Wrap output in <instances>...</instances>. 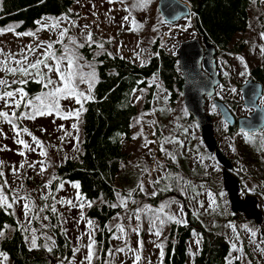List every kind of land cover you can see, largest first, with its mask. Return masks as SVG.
I'll return each mask as SVG.
<instances>
[{
  "label": "rangeland",
  "instance_id": "rangeland-1",
  "mask_svg": "<svg viewBox=\"0 0 264 264\" xmlns=\"http://www.w3.org/2000/svg\"><path fill=\"white\" fill-rule=\"evenodd\" d=\"M179 1L189 6L183 0ZM69 10L71 16L68 17L60 15L41 19L34 31L17 32L16 25L4 28H13L14 31L0 35V50H2L0 62L6 60L8 67H17L15 61H23L25 56H27L25 64L42 59V54L46 51L43 45L47 43H53L52 50L57 55H61L63 46L55 41L61 31L67 30L64 44L73 48L80 57L77 61L79 71L86 77L90 73H95L94 79L86 78L77 85L79 92L92 97L97 78V64L94 61L96 55L107 52L125 57L136 65H144L153 55L151 49L156 40H160V44L167 51L176 53L180 43L198 39L191 27V15L170 25L162 20L158 11V0H147L144 6H140L138 0H115L113 3H109L108 0H72ZM53 25L58 26L53 27ZM29 32L34 35H24ZM88 33L92 34V42L87 41ZM69 38L76 39L78 44L84 46L75 48L68 43ZM239 41L246 43L244 52L223 55L218 62V73L222 77V82L216 92L219 98L237 101L240 105L236 109L237 115L243 116L246 113L242 109L239 89L246 80L250 79V69L264 62V0H254L249 7V26L245 33L236 37L235 43ZM85 45L91 46L94 52L93 58L88 59L84 55L82 49ZM29 46L33 51H29ZM4 67L5 65L0 63V79L10 84L7 90L22 88L19 83L21 80L27 81L32 78L42 83L41 91L33 97L26 94L18 109L6 107L5 101H0V111L8 112L17 126L14 130L11 124L0 118V172L3 173V176H0V188L7 202L12 205L10 209L18 225L27 232L28 247L33 248V239L36 240V246L40 239L46 248L53 247L52 227L57 223L72 247V256L67 264H88L86 256L90 243L89 233L92 234L91 239L95 241L92 264H137L136 255L141 257L138 264H163L160 252L165 250L170 225L185 223L180 198L182 197L205 228L218 229L226 236L230 244L229 261L238 260L242 264H249L242 244V240H245L258 259V264H264V174L260 172V166L247 165L240 154V143L223 131V128L220 127V133L216 129L214 135L216 134L219 149L227 158L234 161L233 166L236 171L244 173L243 177H238L244 185L239 186V204L235 213L231 211L228 194L223 187V169L211 155L207 161L208 166L203 168L205 174L197 178H189L183 173L177 157L181 153H186L188 142L182 138L181 133L187 130L189 137L193 134L201 141L200 132L194 121L197 134L193 130V124L186 122L182 97L176 109L172 111L171 124L161 132L156 130L161 117L155 98L158 97L162 102L167 99L166 93L161 90L160 83L156 79L150 80L151 84H155L156 89L148 108L145 106L147 87L138 89L133 94L132 103L137 112L131 120L130 139L123 143L126 159L120 164L114 183L117 189L115 204L121 207V211L107 223V230L113 231V237L110 240V250L101 256L96 245L98 230L96 221L87 215L93 203L81 200L78 188L73 186L76 183L57 184L54 192L51 188L55 178V168L67 159H77L80 154V123L84 104L88 100L82 99L83 107H81L75 98H61L58 101L59 115L53 111L51 115H37L34 119L22 118L25 113L32 112L31 106H24L27 101L32 100L34 104H39L35 98L45 95L54 86L45 88V81L41 76L35 75V70H32L33 75L25 77L19 72L13 75L4 71ZM62 67L66 68V62ZM41 72L58 82L59 78L54 73H48L42 65ZM3 90L0 88V91ZM24 92L26 93L25 90ZM260 104L264 106V99ZM205 109L207 115L211 116L213 125L216 126L221 120L220 117L213 114L212 105H207ZM77 111L80 112L79 119H76L75 115L67 119L62 118ZM13 112L16 113L15 117H11ZM73 125L76 127L74 128ZM25 128L31 135L22 131ZM17 131H20L19 137L16 135ZM32 136L41 142L43 148L35 144ZM17 139H23L30 147L23 148L17 143ZM257 139L260 142L257 148L262 151L261 155L256 156L263 164L264 132L260 133ZM41 151H45L47 155L42 156ZM20 152H24V155L21 156ZM199 152L203 156L207 154L204 145L199 147ZM167 158L172 161H166ZM187 160L191 169L197 162V156L190 154ZM172 165L181 172H170ZM42 168L45 170L41 171ZM167 173L171 181L174 179L176 192L168 199L156 200L153 203L148 198L156 197L161 187L160 179ZM170 180L164 185L170 186ZM156 181L159 182L155 183ZM68 201L72 203L68 204ZM25 204L29 205L27 212ZM53 208L55 212L52 211ZM232 214L248 221L237 223L231 219ZM89 221L92 222L91 227ZM120 228H123L122 232ZM156 232L160 235L157 236ZM199 246L198 237L193 236L188 244L185 264L193 263ZM121 248L124 251H117ZM0 254H2L0 264H11L5 254L1 252ZM5 256L7 259L4 258ZM52 264L60 263L53 261Z\"/></svg>",
  "mask_w": 264,
  "mask_h": 264
},
{
  "label": "trees",
  "instance_id": "trees-1",
  "mask_svg": "<svg viewBox=\"0 0 264 264\" xmlns=\"http://www.w3.org/2000/svg\"><path fill=\"white\" fill-rule=\"evenodd\" d=\"M183 1L190 6L191 27L198 38L205 39L222 54L244 52L246 43L243 41L235 43V39L247 31L249 7L254 0ZM71 5L72 0H1L0 29L16 25L17 32L34 31L37 29L38 22L45 17L71 16L69 10ZM151 50L153 55L144 65H136L125 57L107 52L96 55L94 60L97 64L96 83L92 90V97L84 104L80 123V154L77 159L65 160L54 171L55 178L51 185L53 192L57 184L76 183L79 185L78 195L81 200L93 203L87 215L96 221L98 227L96 245L101 256L110 250V240L113 237V231L107 230V223L121 211V207L115 204L117 189L114 183L120 164L126 159L123 143L130 139L131 120L137 112L132 103L134 92L147 87L145 106L148 108L156 89L155 84H151L150 80L159 81L161 90L167 95L164 102L158 97L155 98L161 117L156 128L159 132L171 124L170 116L181 98L182 77L176 54L162 47L160 40L154 42ZM82 51L88 59L94 57L91 46L85 45ZM249 74L250 77L264 84V62L251 68ZM37 81L28 79L26 83L20 84V87L29 97H33L42 89V83ZM219 99L228 106L231 105L228 100ZM235 104L237 103L233 105ZM230 107L233 110V107ZM213 110L215 111L214 107ZM184 116H186V122L193 124V130L197 134V128L186 110ZM216 124L215 130L217 129L220 133L221 127L224 131L225 126L221 120ZM232 130L229 128L225 132L233 136ZM181 135L188 144L186 153H181L180 157H177L180 168L189 178L200 177L205 174L203 168L208 166L209 154L205 153V157L199 152V147L203 145L195 135L192 134L189 137L187 130ZM236 140L240 143L243 161L247 165L260 166V172L264 174V162L262 164L256 156L261 155L262 151L257 148L260 144L259 140L255 138L246 142L239 136ZM220 152L225 156L222 150ZM190 154L197 156V162L191 169L188 167L187 160ZM169 160L170 158L166 159L168 162ZM169 171L181 172L173 165ZM168 175L169 173L160 179L161 187L156 197L148 198L153 203L156 200L168 199L176 192L174 179L171 181ZM168 180H170V186H165L164 183ZM180 198L185 223L170 225L163 264H185L188 257V244L193 236L198 237L200 246L192 264H242L238 260H228L230 244L226 236L218 229L205 228L193 215L185 199ZM241 218L234 214L231 217L237 223L248 221ZM0 233H3L0 235L2 236L0 252L8 257L11 264H52L53 261L67 264L72 256L70 241L57 223L52 227L53 247L46 248L40 239L36 247H28L27 232L18 225L12 210L5 205H0ZM242 244L249 264H258V259L245 240H242Z\"/></svg>",
  "mask_w": 264,
  "mask_h": 264
},
{
  "label": "water",
  "instance_id": "water-1",
  "mask_svg": "<svg viewBox=\"0 0 264 264\" xmlns=\"http://www.w3.org/2000/svg\"><path fill=\"white\" fill-rule=\"evenodd\" d=\"M158 11L162 20L170 25L192 14L190 7L179 0H158ZM216 52L217 49L205 39L203 42L199 39L184 41L178 46L176 57L182 77L180 95L186 112L198 127L207 153L213 154L223 169V187L228 194L231 211L235 213L239 196L237 183L230 174L231 162L217 148L212 119L205 110L206 99L215 96L216 88L221 82L217 73ZM241 94L243 106L253 110L248 117L235 120L223 102L214 100L213 104L219 111L221 119L229 126L237 123L238 129L244 132L261 131L264 128V107H260L258 101L262 96V85L248 80L242 85Z\"/></svg>",
  "mask_w": 264,
  "mask_h": 264
},
{
  "label": "snow or ice",
  "instance_id": "snow-or-ice-1",
  "mask_svg": "<svg viewBox=\"0 0 264 264\" xmlns=\"http://www.w3.org/2000/svg\"><path fill=\"white\" fill-rule=\"evenodd\" d=\"M109 3L115 2V0H108ZM140 6H144L147 3V0H138ZM125 19H128L125 17ZM39 23V22H38ZM135 23V22H133ZM58 25H53V27H56ZM87 27V25H85ZM8 31H14L13 28H8V29H0V35L4 34L5 32ZM17 35H21L20 33H16ZM24 35H34V33H24ZM67 35V30L61 31L59 38L55 41V43H59L63 46V51L61 55H57L55 51L52 49L54 48L53 43H47L46 45H43L46 49L45 53H43V58L42 59H37L34 62L27 63L25 64V61L27 60V56L24 57V60H16L15 64L17 67H8L7 66V61H2L0 63H3L5 67L3 68L4 71H7L13 75H15L17 72H19L22 76H30L33 75V71L35 70V75L41 76L42 79L45 81L44 82V87L49 88V86H54L52 89L47 92L43 96H38L35 99L39 101V104H34L32 100H28L27 103L24 105L25 107L31 106L32 112L31 113H25L22 118H31L34 119L37 115H51L53 111H56V113L59 115V99L61 98H75L76 102L78 104H81V100H88L91 97L86 96L84 93L79 92L77 85L78 83H82L85 81V79H94L95 73H90L86 77L83 72L79 71V65L77 61L80 59V57L77 55V53L73 50V48L68 47V45L64 44V37ZM92 34L88 33L87 34V41L92 42ZM68 43L75 48L83 47V44H78L76 39L74 38H69ZM37 47H41V45H37ZM102 47V45H101ZM29 51H33L31 49V46H29ZM0 54H2V50H0ZM51 61V63H50ZM66 62V68L62 67ZM41 65L43 66L44 69H47L48 73H54L59 79L58 82L54 81L50 76H46V74H43L41 72ZM41 82V81H37ZM15 83V81H14ZM19 83L24 84L26 83L25 80L19 81ZM58 85V86H57ZM10 87V84L5 81L0 79V88H3V91H0V101H5V106L6 107H15V108H20L21 103L24 100L26 93L24 92L23 88L15 89V90H7ZM92 84H89V88L91 89ZM17 95H19V99H17ZM81 107L83 105L81 104ZM75 115L76 119H79L80 112L77 111L74 114L69 113L66 116H62V118L67 119L70 116ZM16 113L13 112L11 114V117H15ZM0 118H3L6 122L12 125V128L15 130L16 129V124L14 123V120L10 118V115L6 111H0ZM75 128L76 125H73ZM24 133H28V130L25 128L22 130ZM31 135V133H28ZM17 137L20 136V131L16 132ZM32 140L35 142V144L38 147L43 148V145L41 142L35 137L32 136ZM17 143L22 145L23 148L28 149L30 146L28 143H26L23 139H17ZM162 151L164 150L163 148L161 149ZM21 156L24 155V152L19 153ZM42 156H46L47 153L45 151H41L40 153ZM45 169H41V171H44ZM0 176H3V173L0 172ZM159 181H156L155 183H158ZM6 183V181H5ZM76 188H79V185H73ZM141 191H143V187L141 186ZM61 203H64V201H61ZM71 201H68V204H71ZM0 204L5 205L7 207H11L12 205L7 202V198L2 194V188H0ZM89 206H91L89 204ZM26 212L29 210V205L25 204L24 205ZM53 212H55V208L52 209ZM171 219V217L169 218ZM179 222V221H178ZM89 226L91 227L92 222H88ZM121 232L123 231V228L119 229ZM0 235H3V233H0ZM91 233H89L90 236V243L88 245V254L86 256V260L88 264H92V260L94 257V252H93V246L95 244V241L91 239ZM156 235L159 236L160 233L156 232ZM253 235L255 233L253 232ZM32 245L33 247L36 246V240H32ZM140 247L142 248V242H140ZM158 247H162L158 245ZM117 251H124V249H117ZM2 255V254H0ZM109 255H111V252H109ZM161 260L164 256L163 250L160 252ZM7 259V257H4ZM141 259L140 255H136L135 260L137 261V264L139 260Z\"/></svg>",
  "mask_w": 264,
  "mask_h": 264
},
{
  "label": "flooded vegetation",
  "instance_id": "flooded-vegetation-1",
  "mask_svg": "<svg viewBox=\"0 0 264 264\" xmlns=\"http://www.w3.org/2000/svg\"><path fill=\"white\" fill-rule=\"evenodd\" d=\"M201 42H203V38H198ZM181 44V43H180ZM228 53H225V54H222V53H219V50H217V52H216V56H215V58H216V63H217V73H218V62L219 61H221L220 60V58H222L223 57V55H227ZM218 75H219V77H220V80H221V82H222V77H221V75L218 73ZM248 80H253V81H256V82H259V81H257V80H255L254 78H252V77H250V79H248ZM248 80H246L245 81V83L248 81ZM221 82H220V85H221ZM245 83H243V84H245ZM261 85H262V96H261V98L259 99V101H258V105L260 106V107H264L263 105H261L260 104V101H262L263 99H264V84L263 83H261V82H259ZM242 84V85H243ZM219 85V86H220ZM242 85H241V87H242ZM218 86V87H219ZM217 87V88H218ZM241 87H240V89H239V92H240V96H241V105H242V109L245 111V113H246V115H237L238 114V112L236 111V109H237V107H238V105H239V103L237 102V101H229V103H231V105L230 106H232L233 107V110H232V108L230 107V106H228L226 103H224V101H222L221 99H219V97H218V95H217V92H215V96L213 97V98H211V99H206V103H205V108H206V106L207 105H212V107H214V109H215V111H214V115L215 116H218V117H220V119H221V116H220V114H219V111L217 110V108L214 106V104H213V101L214 100H219V101H221V102H223L224 104H225V106L228 108V110L230 111V113L232 114V116L235 118V120H237V119H239V118H242V117H248L252 112H253V110L252 109H249V108H245L244 106H243V100H242V94H241ZM217 88H216V91H217ZM237 93V92H236ZM234 103H237V104H235V105H233ZM240 106V105H239ZM206 110V109H205ZM210 118H211V116L210 115H208ZM221 121L223 122V125L225 126V129H224V131H226V130H229V128H232L233 130H232V134H233V132H234V134H233V138H238V136L239 137H241L242 139H244V141H246V142H248V141H251L252 139H255V138H257L258 137V135L260 134V133H262V132H264V128L261 130V131H259V132H254V133H247V132H244V131H242V130H240V129H238V127H237V123H235L233 126H229L228 124H226L222 119H221ZM213 130H214V133H216V130H215V126L213 125ZM216 135V134H215ZM214 135V136H215ZM216 139V138H215ZM236 141V140H235ZM216 142H217V140H216ZM204 145V144H203ZM217 148L219 149V147H218V142H217ZM209 154V153H208ZM209 155H211L213 158H214V160H215V157H214V155L213 154H209ZM224 156V155H223ZM225 157V156H224ZM226 158V157H225ZM236 159H237V157H236ZM235 159V160H236ZM216 161V160H215ZM230 161V160H229ZM231 162V166H232V168H231V170H230V174H231V178L237 183V188H238V190H239V186L241 185H244V182L243 181H240V178H238V177H243V175H244V173L242 172V173H240L239 171H236L235 170V168H234V164H233V162L234 161H230ZM241 174V175H240ZM234 175V176H233ZM237 176V177H236Z\"/></svg>",
  "mask_w": 264,
  "mask_h": 264
}]
</instances>
